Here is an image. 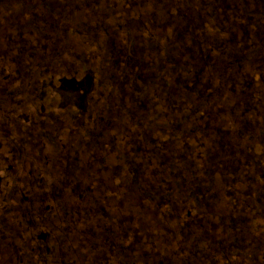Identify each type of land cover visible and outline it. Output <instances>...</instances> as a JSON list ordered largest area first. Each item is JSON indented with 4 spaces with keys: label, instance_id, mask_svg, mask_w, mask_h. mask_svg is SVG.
<instances>
[{
    "label": "flooded vegetation",
    "instance_id": "flooded-vegetation-1",
    "mask_svg": "<svg viewBox=\"0 0 264 264\" xmlns=\"http://www.w3.org/2000/svg\"><path fill=\"white\" fill-rule=\"evenodd\" d=\"M237 1L264 0L213 4L245 51L264 16ZM157 5L0 0V264H264V83L238 70L223 81L228 111L186 104L202 92L180 79L186 53H202L199 12L173 20ZM109 29L118 47L102 78L86 35ZM218 169L230 204L209 210L194 200Z\"/></svg>",
    "mask_w": 264,
    "mask_h": 264
},
{
    "label": "rangeland",
    "instance_id": "rangeland-1",
    "mask_svg": "<svg viewBox=\"0 0 264 264\" xmlns=\"http://www.w3.org/2000/svg\"><path fill=\"white\" fill-rule=\"evenodd\" d=\"M164 1L167 3V6H158L157 5V8H155V9H158L159 17L162 16L163 13L165 16V9L166 10L169 9L174 13V17L172 19L178 20L181 18V13H182L181 9L187 8L189 10V8H190V11H192L194 14L199 12V13H197L201 19V23H199V24H201V26H203V28H200V30L198 31V33L200 34L199 35L200 40L202 41V43H201L202 53L197 54V50H195V52L193 54L192 53H190V54L186 53V55H190L187 58V62L189 60H190V62L186 64V66L191 67L190 69H186L183 65H181L186 70H184V71H182V73H180V79L181 80L182 79L187 80V83H185V84H190V82H192V80H194L195 82H198L200 80L199 83H201V85H200L199 90L200 89L202 90L201 94L194 93L191 95L186 94L185 96H183L186 100H188L186 104L190 103L191 106H193V107L195 106L199 110H203L204 108H208L209 106H213V107L217 106L218 108L217 107L216 108L219 110H222L224 112L228 111L229 110V107H228L229 103L228 104L224 103L225 98H223V95L226 96V92L228 93L229 83L226 82L224 84L223 81L227 80V78H229L231 76V74H232V76L235 75L236 73L239 74L237 72L238 70H240L241 72L243 71L244 73H245V71L249 72L248 77H246L245 79H244V77H240L243 80V82L245 80V81H248V83L252 85V83H254V80H255V79L253 80V78H254V76H256L257 81H255L254 84L260 83L263 85L264 73L262 71H264V70L257 67V66H259L258 63H260L259 62L260 58L264 54V53H260V50L262 48V44L264 42L263 37L261 38V39H263L262 41H259L260 39L255 40L256 39L255 38L254 43H256V44L254 46L250 47L249 49H246V50L244 49L245 51H243L242 49L236 50L237 49L236 46H232L234 48L230 47V44H229L230 41L226 37L229 34L227 33V26H225L221 22V16L223 13H222V10L220 8H219L220 13L216 14V16H218V18L220 20V23H219V20L214 19L216 17H215V13H214L213 4L217 0H204V1L203 0H164ZM263 4H264L263 2H260V6L259 5L258 6L249 5L248 7H246L245 3H241L239 1H237V4H236L237 8L236 9H237L239 14H241L245 17L249 16V15H254L255 17L259 16V15L264 16V6H262ZM162 7H165V8H162ZM177 9L179 11H177ZM250 10H252L253 12L249 13L248 11H250ZM102 14L109 16L110 13H109L108 8H104L102 11ZM209 15H211L212 18L209 19V17H210ZM10 16H11V13H10ZM49 16H50V14H49ZM51 17H52V14H51ZM97 17H100V16H97ZM110 17L112 18V16H110ZM259 17H261V16H259ZM54 19H55L54 17L50 18V22L44 24V26L42 28H40V31L42 29L47 30V31L48 30H54V26L56 24ZM97 24H99V23H97ZM101 26L104 27L103 24H101ZM133 26L139 27L136 25H133ZM130 28H132V27H130ZM58 29H60V27H57V29H55V30L58 31ZM104 29H106V27ZM171 33H172V31L170 32V35H171ZM253 34H254L253 31L250 32V35L253 36ZM38 35H39V33L36 34V37H39ZM86 37H88V40L91 43L88 42L85 45L89 46V48H88L89 50L93 49V51H94L93 53L97 52L99 55L98 59L95 58L98 60L97 61L98 63L96 62L93 64L94 70L95 69H102L101 77L102 78L105 76L107 77L108 76L107 74H109V69H110V68H108L110 60L114 56V53H116L115 47L118 45V38L115 39V35L111 34L110 29H109V31L107 30L106 33L98 32V31H92L88 35H86ZM93 42H94V44H93ZM80 43H82V42L80 41ZM230 54H234V55H230ZM195 59H196V61H195ZM193 61H195V62H193ZM230 62H232L233 64L230 65ZM172 66L173 65H170L171 68H172ZM215 66L217 69L215 68ZM230 69H232V70H230ZM241 72H240V75H241ZM224 73H225V75H223ZM169 75H171V74H169ZM170 78H172V77H170ZM240 82H237V83L240 85L241 84ZM180 83H181V81H180ZM244 83L247 84V82H244ZM193 84H195V83H193ZM204 86H206L205 89L203 88ZM195 97H197V98L194 101V104H192L191 101H193V99ZM214 97L216 98L215 99L216 101L218 100L216 103H214L212 100V98H214ZM232 98L233 97L229 96V99L226 102L231 103L233 101ZM212 102L214 105L211 104ZM243 106H244V104L241 107L240 106L239 107L243 110ZM193 107H191V108H193ZM191 108H188V110H186L185 112L190 111ZM223 114H225V113H223ZM198 163H200V164H197L198 165L197 168H199L200 171H205L202 167V165H204L203 161H200ZM187 165H189V164H187ZM186 166L184 168H188ZM193 166H195V163H193ZM180 167L179 168L177 167V168L180 170L182 168V167L181 168ZM193 169H194V167H193ZM221 171L222 170L218 169V173H216V174L223 176L222 177L223 179H221L220 182L215 184V186H213L214 188L211 189L210 187L207 186V184L205 185V183L202 182L203 186L205 185V187L208 190L210 189L209 193L205 192V187L201 188V190H199V191L197 190L198 192H196V194L199 193V195H201V196L203 195L204 200L202 198L201 201L200 200L199 201L194 200V201L197 202L198 204L200 202V205H202L203 208L210 204L211 206L209 207V210L212 208H218V207L221 209L223 207V205L230 204V202L228 201V199L226 197L220 196L219 189H221V191H222L224 188H228L227 186H224V184H226V181H227V180H225V177H224L226 175V173L224 171L223 172H221ZM187 172H188V170H187ZM164 173H165V171L159 175L162 176V175H164ZM206 173H207V171H206ZM157 182H160V181L157 180ZM139 192H142V191L139 190ZM195 195L189 196L191 198V200L195 197ZM190 198H187V199H190ZM237 201L239 202L238 198H237ZM205 209L208 210L207 207ZM224 211L226 212V209H224ZM261 219H263V218H261Z\"/></svg>",
    "mask_w": 264,
    "mask_h": 264
}]
</instances>
